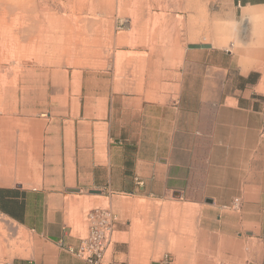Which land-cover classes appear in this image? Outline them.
I'll return each instance as SVG.
<instances>
[{"label":"crops","instance_id":"0c3cea01","mask_svg":"<svg viewBox=\"0 0 264 264\" xmlns=\"http://www.w3.org/2000/svg\"><path fill=\"white\" fill-rule=\"evenodd\" d=\"M230 4L243 20L264 19V0H230ZM195 8L193 18L199 7ZM220 16L228 17L221 14L218 20ZM214 27L212 41L216 42L217 18ZM224 28L223 33L231 35V29ZM245 35L237 48L244 53L237 72L232 58L207 62L213 74L203 78L199 89L209 95H178L171 103L142 102L143 114L125 104L123 95L103 97L104 153L103 125L99 135L93 124L77 130L75 115L67 123L48 125L44 148L30 146L26 127L32 120L13 115L24 93L0 95L4 114L0 116V175L4 176L0 178V223L10 232H30L33 247L31 257L17 256L11 263L90 264L75 253L83 226L79 196L88 204L129 198L152 208L157 203L144 200L176 194L181 205L175 207L196 213L193 251L178 252L182 236L165 232L159 237L157 226L149 225L145 227L151 231L148 239L141 238L144 228L134 229L138 234L131 240V253L156 247L174 254L156 258L160 253H155V258L139 263L125 258L120 244L113 242L106 259L113 264H264V91L258 90L264 58L257 61L260 66H253L251 59H257L249 50L252 32ZM226 43L221 41L223 46ZM151 50L156 51L155 46L150 45ZM154 62L151 58L148 65ZM191 62L196 68L205 64L198 58ZM254 67L261 76L255 77ZM51 81L67 93L69 81L64 87L59 78ZM71 86L72 94L80 93L74 83ZM73 97L69 109L75 113ZM126 110H132L130 118H124ZM135 120L137 126L129 128ZM80 130L86 137L82 141L77 138ZM12 173L20 176L13 182L8 179ZM74 188L78 191L68 190ZM170 223L165 220V225ZM16 253L23 255L20 250Z\"/></svg>","mask_w":264,"mask_h":264},{"label":"rangeland","instance_id":"374dc122","mask_svg":"<svg viewBox=\"0 0 264 264\" xmlns=\"http://www.w3.org/2000/svg\"><path fill=\"white\" fill-rule=\"evenodd\" d=\"M196 6L211 22L217 18L216 42L189 35L194 27ZM221 14L228 17L220 16L218 20ZM224 26L231 29V35L223 33ZM263 30L264 19L243 20L230 0H0V95L24 93L13 115L32 120L26 127L30 132V146L44 148L42 141L48 125L67 123L73 115L77 130L89 129L81 125L93 124L97 125L99 135V125L105 118L103 97L106 95L114 98L123 95V102L142 114L146 112L139 109L142 102L171 103L178 95H207L199 89L203 78L213 74L207 62L218 59L227 62L232 58L237 72L244 54L237 48L247 38L245 34L252 32L250 38L254 41ZM224 39L226 46L221 45ZM150 45L156 51L148 52ZM151 58L156 62L148 65ZM196 58L205 64L196 68L191 62ZM256 69H252L255 77L261 76L260 69ZM52 78L64 82L63 87L69 81L67 93L62 86L51 85ZM71 83L77 92L81 90L79 94H72ZM27 91L32 92L25 95ZM72 97L76 98L75 113L69 109ZM131 111H124V118H130ZM134 122L128 127L135 128L137 120ZM102 125L104 153L105 125ZM82 130L77 137L79 141L86 139ZM10 176L8 179L13 182L19 175ZM83 199L86 198L79 196L78 205L83 212L81 237L87 233V213L94 208L109 209L115 216L113 241L120 244L124 257L131 261L142 263L155 258V253H160L156 258L173 253L168 248L156 247L131 253V240L138 234L134 229L141 231L149 225L157 226V235L159 231L163 235L167 232L169 236H182L178 252L195 249L196 213L175 207L174 204L181 205L176 194L166 199L144 200L156 202L157 206L152 208L138 206L134 202L142 200L129 198L114 204L108 199L104 203L88 204ZM165 220L172 221L170 227L165 225ZM14 233L0 223V264L11 262L17 256H32L31 233ZM19 250L23 255L16 253ZM110 254L111 249L107 252L108 258Z\"/></svg>","mask_w":264,"mask_h":264},{"label":"built area","instance_id":"2783aa9c","mask_svg":"<svg viewBox=\"0 0 264 264\" xmlns=\"http://www.w3.org/2000/svg\"><path fill=\"white\" fill-rule=\"evenodd\" d=\"M114 219L115 216L109 209H91L88 213L87 233L79 239L75 253L90 264H113L111 260L106 259V255L114 242L112 238Z\"/></svg>","mask_w":264,"mask_h":264},{"label":"bare ground","instance_id":"6f19581e","mask_svg":"<svg viewBox=\"0 0 264 264\" xmlns=\"http://www.w3.org/2000/svg\"><path fill=\"white\" fill-rule=\"evenodd\" d=\"M126 2V1H125ZM131 2V1H130ZM129 5V4H128ZM131 5V4H130ZM23 8V7H22ZM29 10V9H28ZM197 17L193 18L194 20V27L192 29L189 30V34L190 36H192V34H198V35H202L206 38V40H211L212 41V35L214 34L215 30H214V23L211 22V19L209 20V18L205 15V14H201L199 12V10L197 11ZM4 16V15H3ZM2 16V17H3ZM213 16V15H212ZM20 17V16H19ZM22 17V16H21ZM7 19V18H6ZM13 20V19H12ZM29 20V19H28ZM213 20V19H212ZM5 21V20H4ZM21 21V20H20ZM170 21V20H169ZM21 23V22H20ZM11 24V22H10ZM184 24V23H183ZM147 25V24H146ZM8 28V27H7ZM6 28V30H7ZM148 28V27H147ZM111 31V30H110ZM10 32V30H9ZM110 33V32H109ZM16 34V33H15ZM14 34V35H15ZM82 34V33H81ZM257 38H255V42L251 41L250 44V55L251 57H253L254 59L257 60H253V66H260V61H262V58H264V30L263 31H259V35L257 34ZM7 37V36H6ZM14 37V36H13ZM16 38V37H15ZM46 38V37H45ZM146 38V37H145ZM84 39V38H83ZM92 39V38H91ZM140 39V38H139ZM10 40V39H9ZM41 40V39H40ZM87 40V39H86ZM29 41V39H28ZM12 43V42H11ZM20 43V42H19ZM18 43V44H19ZM27 43V42H26ZM8 44V43H7ZM141 44V43H140ZM14 45V44H13ZM17 45V44H16ZM7 46V45H6ZM83 49V48H82ZM70 50V49H69ZM76 50V49H75ZM84 50V49H83ZM68 52V51H67ZM77 53V52H76ZM88 53V52H87ZM84 55V54H83ZM80 56V55H79ZM100 57V56H99ZM67 58H69V56H67ZM84 59V58H83ZM258 60L259 63L257 62ZM73 63V62H72ZM264 72V68L262 69ZM259 91H264V75L261 81V84L258 87ZM23 139V138H22ZM16 158V157H15ZM21 158V157H20ZM19 159V158H18ZM29 161V160H28ZM17 163V162H16ZM16 168V167H15ZM138 205V204H137ZM148 208V207H147ZM171 225V223H170ZM150 228H144L143 230V234L141 235L142 239H148L151 237V231H149ZM19 233H23L25 234V230H21L18 231ZM137 232V231H136ZM150 232V233H149ZM169 232V231H168ZM163 234H159L158 231V235L159 237H162ZM150 236V237H149ZM144 241V240H143ZM152 242V241H151ZM148 245V243H147ZM150 245V244H149ZM156 246V245H155ZM149 247V246H148ZM147 248V247H146Z\"/></svg>","mask_w":264,"mask_h":264},{"label":"water","instance_id":"95a60500","mask_svg":"<svg viewBox=\"0 0 264 264\" xmlns=\"http://www.w3.org/2000/svg\"><path fill=\"white\" fill-rule=\"evenodd\" d=\"M69 191H78V189H68ZM91 193H99L100 191H96V190H93V191H90Z\"/></svg>","mask_w":264,"mask_h":264}]
</instances>
